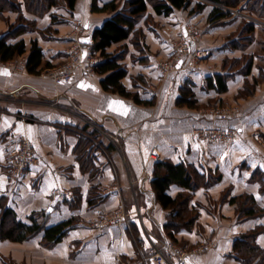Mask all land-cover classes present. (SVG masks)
<instances>
[{
  "label": "crops",
  "instance_id": "obj_1",
  "mask_svg": "<svg viewBox=\"0 0 264 264\" xmlns=\"http://www.w3.org/2000/svg\"><path fill=\"white\" fill-rule=\"evenodd\" d=\"M192 1L189 9L176 10L170 16L157 15L149 6L147 16L137 26L143 32L142 49L127 40L108 51H128L120 61L128 71L123 84L138 93L141 100H154L150 106L106 91L102 81L107 75L93 70L102 59L93 52L92 35L111 16L93 13V0H78L75 11L53 8L42 18L23 7L25 17L37 26L8 40L9 44L24 40L27 45L26 54L13 60L19 68H0V200L6 198V205L26 223L33 214L43 212L48 215V226L72 218L77 223L54 247L42 244L43 234L22 243L0 240V264H155L154 246L164 249L171 264H180L177 256L169 255V248L176 246L165 229L168 212L152 192L157 161L150 159V153L155 148L161 154L159 161L189 163L203 173L221 176L210 188L196 193L193 204L200 209L199 223L190 232L176 234V238L187 241L188 248L213 235L217 249L207 255H191L187 264H242L233 254L234 243L242 234L264 227V216L239 220L237 206L221 199L230 189L228 200L250 194L264 209L261 183L253 180L256 171L264 173V79L253 94L239 96L247 81L253 84L264 73V57L259 64L257 29L248 47H241V42L239 48L232 47L229 37L245 17L225 18L213 24L209 21L213 7L199 13L196 7L201 0ZM5 15L8 20H0V39L18 20V13ZM54 16L59 21L53 25ZM192 24L204 30L200 32L201 43L189 31ZM257 24L264 26L259 21ZM50 27L54 31L46 32ZM86 38L90 39L88 43ZM178 40L188 41L193 53L205 49L211 54L197 60L187 55L181 58ZM33 41L43 50L42 66L51 65L41 75L27 70ZM79 48L85 58L71 82L58 85L50 76L42 75L68 60ZM245 55L254 58L249 74L231 66L225 69L227 58L241 59ZM167 62L172 64L169 69L164 66ZM216 74L231 77L225 94L207 89V79ZM188 82L194 85L198 108L177 105L181 89ZM15 94L20 99L17 102L10 100ZM220 105L229 112L225 120L217 116ZM89 123L116 137L121 149L94 151L95 165L101 169L97 178L82 170L76 153L80 139L77 132L69 129ZM218 126L236 131L235 139L213 145L195 134L199 129ZM21 135L31 141L38 163L16 181L10 177L9 151ZM103 142L110 146L107 140ZM95 187L106 199L91 205L89 196ZM56 189L72 191L74 197L67 203L53 201L51 194ZM179 191L173 187L171 193L175 196ZM118 209L128 214L120 224L102 228L90 224ZM136 217L139 234L131 224ZM257 243L264 249V232Z\"/></svg>",
  "mask_w": 264,
  "mask_h": 264
},
{
  "label": "trees",
  "instance_id": "obj_2",
  "mask_svg": "<svg viewBox=\"0 0 264 264\" xmlns=\"http://www.w3.org/2000/svg\"><path fill=\"white\" fill-rule=\"evenodd\" d=\"M210 1L216 4L209 15L211 23H218L230 17L231 13L228 10L237 8L242 2V0ZM77 2L78 0H0V18L4 19L6 12L18 13L17 23L11 25L9 34L0 39V61L7 63L27 52V45L24 40L15 44L8 43L10 38L18 37L29 30L36 29V22L25 17L23 7L27 12L42 18L49 14L53 8L67 7L70 11H75ZM192 2V0H127L126 5L121 8L118 0H110L102 6L99 5L98 0H93V13H109L111 15L92 35L94 40L93 52L99 54L102 59L94 66V71L101 75H107L102 81L103 88L108 92L132 98L139 105H154V100L143 101L138 93H132L125 87L123 80L128 76V71L120 64L124 56H115L108 51L112 46L127 40H130L137 49H142L143 32L137 29V26L147 16L149 6L153 8L157 15L170 16L176 10L189 9L193 4ZM221 5H225V7H220ZM205 6L199 3L196 12H203ZM246 10L254 16L264 19V0H250ZM58 21V18L54 16L53 25ZM240 26L243 29L241 30V39L237 42H241L243 44L241 47L246 48L255 40L256 24L243 20ZM51 31H54L52 27L48 28L46 32ZM232 42V47H240L236 44V41ZM243 58L236 59L237 65H233L231 68L240 69L241 72L249 74L253 67L254 58L247 57L249 59L248 63L242 65ZM227 61V59L224 61L225 69L227 68ZM43 62V50L38 42L33 41L27 62L28 72L32 75H41L45 67L51 68L49 67L51 65L47 64L42 66ZM230 79L229 75H213L207 79V89L225 94L229 90L228 81ZM263 79L264 73L262 72L259 78L254 79L253 84L247 81L245 89L239 92V96L246 97L253 94L256 86ZM177 105L193 109L199 107L192 83L188 82L182 87ZM90 127V125H85L83 128L69 126V129L77 132L80 139L76 147V153L82 163V170L88 172L92 178H97L101 173V169L95 165L94 151L104 148L105 152H109L115 148L111 144L108 147L104 146L103 135ZM219 127L225 128L223 126ZM153 176L152 192L156 202L168 212L165 229L168 236L174 240H176V234L182 230L190 232L197 224L200 209L193 204L196 193L202 189L210 188L221 179V176H217L216 179L211 180L210 176L212 174L201 172L195 165L189 163L175 164L171 160L157 161L154 165ZM253 180L261 183L264 192V173L259 170L256 171ZM173 187L180 189L175 196L171 193ZM98 191H100L98 187L93 188L91 191L89 196L91 205L105 201L106 198L100 195ZM229 193L230 189L225 192L223 202L229 201L237 206L239 220L264 216V209L257 203L253 195L243 194L228 200ZM0 213V240L22 243L43 234L42 244L46 247H54L62 242L77 223L72 218L57 225L48 226L49 218L46 212L33 214L29 218L30 223L23 222L18 218L16 212L6 205V198L0 200ZM131 224L135 226V232L139 234L138 227L140 223L138 218L136 217L135 222H131ZM263 232L264 227H258L236 239L233 254L239 262L242 264H264V249L257 243V238Z\"/></svg>",
  "mask_w": 264,
  "mask_h": 264
},
{
  "label": "built area",
  "instance_id": "obj_3",
  "mask_svg": "<svg viewBox=\"0 0 264 264\" xmlns=\"http://www.w3.org/2000/svg\"><path fill=\"white\" fill-rule=\"evenodd\" d=\"M179 48V51H181L180 55H195L197 58H206L210 56V52L206 51H201L199 53L192 54L191 53V47L190 43L186 40L182 41V44L179 46H176ZM74 55V60H72L71 63L66 64L65 66H62L60 69L53 70L51 73V78L55 81L56 84H65L69 83L72 81L76 70L83 64L84 62V52L82 49H77ZM6 65L0 61V68L5 67ZM168 66V65H167ZM169 67V66H168ZM222 119L226 118V115L224 113L220 114ZM94 126L95 128L97 126L90 124ZM98 129V128H97ZM99 132L102 135H106L103 130L99 129ZM196 134L204 141L210 143V144H218V143H230L232 142L235 137H236V131L231 130V129H225L222 127H212V128H206V129H200L199 131H196ZM18 145L16 149L11 150V160H10V168H13V174L16 178L21 177V175L25 172L28 171L30 168H32L34 165L38 163V157L35 153V150L33 149V146L31 145L29 139L26 136H20L18 139ZM161 158L160 152L155 148L152 150L150 153V159L153 161H159ZM53 199L54 200H63V201H71L72 200V195L70 193L66 192H61L60 190H56L53 193ZM128 217V214L124 212L123 210H119L115 216L112 218L110 217H103L98 223H92L93 227L95 228H101V227H106L109 225H118L121 222L125 221L126 218ZM215 245L213 243L211 244H206L200 247L199 249H195L193 251L187 252L183 250H177L176 252L174 251V247H170L169 249L174 251L177 255V257L180 259V264H187V259L191 255H197L202 252H206L210 250L211 248H214ZM153 259L155 264H170L168 255L164 251V249L159 248L157 246L153 247Z\"/></svg>",
  "mask_w": 264,
  "mask_h": 264
},
{
  "label": "rangeland",
  "instance_id": "obj_4",
  "mask_svg": "<svg viewBox=\"0 0 264 264\" xmlns=\"http://www.w3.org/2000/svg\"><path fill=\"white\" fill-rule=\"evenodd\" d=\"M108 1H110V0H98V3H99V5H103L104 3H106V2H108ZM126 1L127 0H118V2H119V6L122 8V7H124L125 5H126ZM249 1L250 0H242V2H241V4L237 7V8H232L231 10H228V11H230V13H231V16L230 17H228V18H235L236 20H238L239 18H242V17H245L243 20L245 21V20H248L249 22H253V23H255V24H257L258 23V21L260 22V23H264V19H261V18H259V17H256V16H254V15H252L249 11H247L246 10V7H247V4L249 3ZM201 3L202 4H204V5H206L205 7H208V8H210V7H213V9H214V7L216 6V4L215 3H213L212 1H210V0H201ZM151 7V6H150ZM220 7H225V5H221ZM152 8V7H151ZM205 10V9H204ZM11 12V11H10ZM7 13V12H6ZM5 13V14H6ZM238 18V19H237ZM2 18H0V20H1ZM3 20H8L7 19V17H6V15H5V18L3 19ZM242 20V21H243ZM242 23V22H241ZM214 24V23H213ZM15 25V24H14ZM258 25V24H257ZM256 25V29H257V31H259V39H257V43H258V49L256 50V52H257V54H260V55H258V58H259V60L260 61H258V63L259 64H262V60H263V58L262 57H264V47H263V45H264V26H261V27H259V26H257ZM261 25H263V24H261ZM11 27V26H10ZM243 28H241V26L239 25V27H238V29L237 30H235L234 32H233V35H231L230 37H229V40H231V41H236V44H238V45H240L241 46V44L239 43V42H237V41H239L240 39H241V30H242ZM189 31H190V33H192V34H194V35H197L196 36V39H197V41L199 42V43H201L202 42V38L203 37H201V31H204L203 30V28H201V26H199V25H190V28H189ZM199 34V35H198ZM243 37V36H242ZM256 37V36H255ZM244 39V38H243ZM182 41L183 40H178L177 41V43H176V45L177 46H179L180 47V44H182ZM254 42V41H253ZM128 47V46H127ZM77 49H75L74 51H76ZM117 51H119V53L117 54V55H119V56H125L126 54H127V50H124L123 48H118V50ZM117 51L115 52V53H113V55H115L116 53H117ZM201 51H206V52H210L211 53V51L210 50H205V49H203V50H198V51H195L194 53L193 52H191L192 54H195V53H199V52H201ZM74 55H75V53L73 52V55H69V58H68V60H66V61H63L61 64H58V66L56 67V68H53L51 71H49V72H45L44 74H42V75H46V76H51V73L53 72V70L55 71V70H57V69H60L62 66H65L66 64H68V63H71L72 62V60H74L75 61V59H74ZM181 58H183V57H185L186 55H184V56H181V55H179ZM194 55H190V56H188L187 55V57H190V60L192 59V60H197V59H201V58H197V56L195 55V57H193ZM250 57V56H244V58H243V61H242V65H244V64H246V63H248V61H249V59L248 58ZM83 58H85L84 56H83ZM203 59V58H202ZM227 62H226V66L227 67H230V66H235V65H237L236 64V62H235V60H236V58H232V59H228L227 58ZM6 66V68H9V69H11V68H19V64L18 63H16L15 61H10V62H7V63H4ZM239 64V63H238ZM169 67H168V66ZM170 65H172L170 62H167V63H164V66L166 67V68H171V66ZM241 66V65H240ZM82 67V65L79 67V68H81ZM78 68V69H79ZM77 69V70H78ZM76 70V71H77ZM94 70V69H93ZM75 74H76V72H75ZM75 76V75H74ZM74 78V77H73ZM16 96L15 97H10V100H16L15 102H17L18 100H20V99H18V95L17 94H15ZM22 102H23V100H22ZM220 107L221 108H217V111H219V113H217V116H218V118L219 119H221V120H225L226 118H227V116L229 115V112L227 111V107H223V105H220ZM221 113H224L225 115H226V118L225 119H222L221 118V116H220V114ZM93 124V123H92ZM93 125H95V124H93ZM95 126H97V125H95ZM91 127H92V129H95V130H97V131H99V129L100 130H103L101 127H99V126H97L96 128L94 127V126H92L91 125ZM98 128V129H97ZM205 129V128H204ZM200 130V129H199ZM199 130H197V131H199ZM203 130V129H202ZM196 134V133H195ZM197 135V134H196ZM21 136H23V135H21ZM102 136V135H101ZM103 137H104V139L105 140H107L111 145H113L117 150H121L120 149V144H119V141H118V139L116 138V137H112V136H110V135H103ZM102 137V138H103ZM28 138V137H27ZM29 139V138H28ZM30 141V140H29ZM17 142H18V140H17ZM16 142V144L10 149V151H9V167H10V160H11V150H14V149H16V147H17V145H18V143ZM30 143H31V141H30ZM218 144H224V143H218ZM228 144V143H227ZM31 145H32V143H31ZM213 145H215V144H213ZM225 145V144H224ZM34 149V148H33ZM101 150V149H100ZM153 161V160H152ZM10 169V177H11V179H13V180H19V179H21L28 171H25L22 175H21V177H19V178H16L15 176H14V174H13V168H9ZM126 169V168H125ZM218 175H212V176H210V178H211V180H214V179H216V177H217ZM56 190H60V189H56ZM56 190H54V191H56ZM54 191L52 192V194H51V198H52V200L53 201H61V202H69V201H63L62 199L61 200H54L53 199V193H54ZM61 192H68V193H70L71 195H72V198L74 197V193L72 192V191H62V190H60ZM225 194V193H224ZM224 194L222 195L223 196V198H224ZM223 198L221 199V202H223ZM200 204H198L197 206H199ZM119 210H122V209H118V210H114V211H112V212H109V213H106L105 215H103V216H100L99 218H97V219H95V220H93V221H91L90 222V224L91 225H93L92 223H98L103 217H105V216H107V217H110V218H112L113 216H115L116 215V213L119 211ZM124 211V210H123ZM125 212V211H124ZM200 218V217H199ZM198 221H199V219H198ZM197 221V224L199 223ZM102 228V227H101ZM247 233V232H246ZM171 241H172V243H173V245L174 246H176L175 247V249H174V251L176 252L177 250H185V251H187V252H190V251H193V250H195V249H199L200 247H202L203 245H206V244H211V243H213V245H215V247L214 248H211L210 250H208V251H206V252H202V253H200V254H197V256H202V255H207V254H209L210 252H212L213 250H216L217 249V239L213 236V235H211V236H209V237H207V238H205V239H203L202 241H199L196 245H193L192 247L190 246V248H188L186 245H185V243H187V241L186 240H184V239H180V238H176V240H174V239H171ZM172 247V246H171ZM160 248V247H159ZM181 248H183V249H181ZM171 250H172V248H171ZM170 250V252H169V255H175V256H177L176 255V253L175 252H173V251H171ZM196 255V254H195ZM170 256H168V258H169ZM169 263H170V261H169ZM171 264V263H170Z\"/></svg>",
  "mask_w": 264,
  "mask_h": 264
},
{
  "label": "water",
  "instance_id": "obj_5",
  "mask_svg": "<svg viewBox=\"0 0 264 264\" xmlns=\"http://www.w3.org/2000/svg\"><path fill=\"white\" fill-rule=\"evenodd\" d=\"M89 41H90V39L86 38V42L88 43ZM51 212H52V209H50L49 213H51Z\"/></svg>",
  "mask_w": 264,
  "mask_h": 264
},
{
  "label": "snow or ice",
  "instance_id": "obj_6",
  "mask_svg": "<svg viewBox=\"0 0 264 264\" xmlns=\"http://www.w3.org/2000/svg\"><path fill=\"white\" fill-rule=\"evenodd\" d=\"M5 74H7L6 72H5ZM84 85H81V87H83ZM113 103H121V102H113ZM121 114H124V113H121Z\"/></svg>",
  "mask_w": 264,
  "mask_h": 264
}]
</instances>
